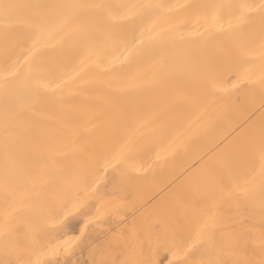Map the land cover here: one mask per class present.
<instances>
[{
	"label": "bare ground",
	"instance_id": "bare-ground-1",
	"mask_svg": "<svg viewBox=\"0 0 264 264\" xmlns=\"http://www.w3.org/2000/svg\"><path fill=\"white\" fill-rule=\"evenodd\" d=\"M0 3V264H264V0Z\"/></svg>",
	"mask_w": 264,
	"mask_h": 264
},
{
	"label": "snow or ice",
	"instance_id": "snow-or-ice-1",
	"mask_svg": "<svg viewBox=\"0 0 264 264\" xmlns=\"http://www.w3.org/2000/svg\"><path fill=\"white\" fill-rule=\"evenodd\" d=\"M20 7L19 5L11 4V3H0V15H3L7 18L13 10ZM241 7H249V6H241ZM259 159L261 162V170L264 171V128L261 129L259 135ZM102 264H106V262H102Z\"/></svg>",
	"mask_w": 264,
	"mask_h": 264
}]
</instances>
